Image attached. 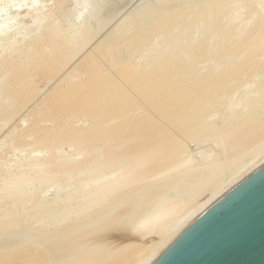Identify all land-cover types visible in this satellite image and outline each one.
I'll return each instance as SVG.
<instances>
[{
  "label": "bare ground",
  "instance_id": "1",
  "mask_svg": "<svg viewBox=\"0 0 264 264\" xmlns=\"http://www.w3.org/2000/svg\"><path fill=\"white\" fill-rule=\"evenodd\" d=\"M181 1L158 0L156 16L150 22L142 17L129 23L125 31L130 37L115 40L109 49H135L129 54L133 59L141 44L172 35L184 24L203 27L204 42L193 57L185 52L169 57L158 54L151 59L159 63L147 64L142 71L118 64L113 73L119 74L118 80L105 76L101 63L92 62L88 83L76 84L74 70L72 77L63 78L62 87L42 101L31 124L13 133L7 145L17 149L26 144L45 150L46 156H32L1 180L0 192L11 202L3 211L0 208V264H152L196 217L264 162V152L252 159L250 155L233 170L264 142V98L260 93L258 100L254 98L258 91L251 94L255 105L252 101L245 110L237 111L234 96L228 99V114L222 122L232 128L222 141H214L217 152L198 160L185 152L176 160L160 162L170 151L173 135L153 126V117L143 120L148 112L142 107L151 108L150 115H159L177 128H181L176 125L179 120L188 125L203 119L210 122L214 115H205L204 107L222 105L225 96L255 76V60L264 48L255 49L259 42L264 45V26L257 22L251 27L236 15L248 9L252 20L264 18L254 11L256 1L175 6ZM64 49L65 44L46 32L29 44L26 51L34 53L32 58L23 51L17 60L1 58L0 69L12 65L4 73L6 88L10 93L23 92L34 66L48 67V78L53 76L63 65L59 58ZM179 57L192 69L195 63L209 65L212 75L199 72L192 78L186 71L179 81L169 83L161 69L167 60ZM178 69L173 73L181 75ZM129 92L143 97L141 106L136 107ZM11 108L7 103V109ZM227 146L228 151L219 156ZM63 147L75 156L57 155ZM54 186L60 191L51 200L38 194ZM134 212L135 219L127 220ZM112 235L125 238H109Z\"/></svg>",
  "mask_w": 264,
  "mask_h": 264
},
{
  "label": "rangeland",
  "instance_id": "2",
  "mask_svg": "<svg viewBox=\"0 0 264 264\" xmlns=\"http://www.w3.org/2000/svg\"><path fill=\"white\" fill-rule=\"evenodd\" d=\"M213 1L215 2L216 0H184L176 3L175 6H195L203 4L201 2L209 4L211 2L214 3ZM228 1L232 2L235 0ZM245 1H256L255 9L253 7L254 11H257V14H264V0ZM157 2L158 0H63L61 3H58L56 0H0V59L10 58L17 60L20 57V51L28 52V59L32 58L34 53L26 51L29 44L36 35L46 32L54 35L59 40V43L65 44V49L59 58V63H63L60 71L58 70L53 76L49 75L50 77L48 78L47 75L50 73L48 67L45 69H40L41 67L37 68V66L31 67V83L29 82V85L23 92L19 90L16 93H10V90L6 88L4 73L12 65L7 63L0 69V183L4 177L16 171L20 165L26 164L32 156L33 158H43L46 156L45 150L31 148L28 144V146L23 144L17 149L7 144L14 132L21 131L31 124L42 101L47 99L56 89L62 87L66 83V81L63 82V78L65 79L68 76L69 79L72 77L74 70H77L75 76L76 84L88 83L90 81L92 77L90 72L92 62L101 63V69L104 71L105 76L112 75L118 80L117 76L119 74L113 75L116 72L115 68L117 69L118 64L123 65L122 67L131 64L137 70L142 71L147 64L156 65L159 63L151 59L158 54L169 57L180 52H185L193 57L194 52L202 47V43L204 42L203 27L192 28L191 25L185 27L183 24L172 35H168L156 42L153 38V41L151 39L149 43L144 42L141 44L139 46V49L141 48L140 52L133 59H129V54L135 49H130V47H125L120 52H111L109 48L115 40L123 39L122 37L124 36L126 38L130 37L129 31H125L129 23L136 22L138 19L140 21L142 17L143 19H147V22H150L156 16L157 9L159 8L158 5L156 6ZM146 10L149 12H144ZM144 13H147V16H143ZM236 15L240 16L244 24H246L245 22H248L249 25L252 24L250 25L251 27L257 22H260V27L264 26V18L256 17L253 21L252 14L248 9L240 10ZM182 20L184 21L185 19L182 18ZM188 20L191 21V18H188ZM185 22L187 21L185 20ZM238 22H233L232 25L234 26ZM258 44L255 46V49L256 47L258 49L264 47L263 43L259 42ZM260 51H263L262 54L256 60L253 59L257 62L256 70L258 69L257 71L255 70L257 72L255 76L253 73V78L250 76L251 79H246L248 81L246 82L245 80V83L239 86L233 94L225 96L222 105L220 103L213 108V106L207 104L204 107L206 108L205 115H214L210 122H205L203 119L201 120L202 123L191 122L188 125L182 124L183 121L180 122L179 120L176 125L181 127V129L168 123L159 115H150L151 108L148 107L149 109H146L142 107L148 112V116H142L143 120L153 117V121H151L153 126L156 125L163 131L165 130L167 134L174 136L170 137L169 140V153L166 157H161L160 162L165 164L173 158L176 160L185 152L198 160V158H203L211 152L218 150V147L214 145V141H222L225 131L231 127L223 125L222 122V116L224 117L228 114L225 105L227 106L230 97L234 96L237 111L240 109L245 110V108H248L253 103L255 105V102L259 99V93L261 98H264V48ZM184 62L185 60H182L181 57L167 60L161 72L164 73L163 75H167L169 83L179 81L182 78V74L186 73V71H189L192 78L199 72L203 76L212 75V69L209 65L197 66L195 63L192 69ZM187 62L189 61L187 60ZM182 63L183 68L181 69ZM175 68L181 69H178L181 75L173 73ZM15 83V81H11V84ZM255 91H258V98L255 97ZM254 93V98L257 100L253 101L254 98L252 96L253 99H251V94L253 95ZM129 94L131 93L129 92ZM133 98L136 107L142 105L140 102L142 100L139 99L143 98L141 95L133 96ZM248 101L251 102L249 105H246ZM262 102L263 100L260 101V104ZM7 103L12 105L11 109H7ZM235 120L237 118L231 121ZM48 124L43 123V126H48ZM81 125L82 123H79L80 127ZM177 145L179 148L176 150ZM228 149L229 146L224 147L221 152L218 151L221 153L219 156H224L223 152L226 153ZM263 152L264 142L255 146L254 149L252 148L251 153L248 152L247 157H242L233 166V170L235 171L240 164L245 163L246 159L248 161V156L251 157L250 155H253L252 159L253 157L262 155L261 153ZM57 155L61 157H73L75 156V152L69 147H63ZM58 191H60L59 187L58 189L56 186L53 188L46 187L38 194H41L44 200L46 197L47 201H49ZM3 197L0 192V208H2V211L3 208L10 206L11 202L9 198L4 199ZM21 212L24 213V208H20ZM135 214L134 212L130 217L128 216L129 218L126 217L127 220L131 219L132 221L133 217L135 219Z\"/></svg>",
  "mask_w": 264,
  "mask_h": 264
},
{
  "label": "water",
  "instance_id": "3",
  "mask_svg": "<svg viewBox=\"0 0 264 264\" xmlns=\"http://www.w3.org/2000/svg\"><path fill=\"white\" fill-rule=\"evenodd\" d=\"M152 264H264V162L196 217Z\"/></svg>",
  "mask_w": 264,
  "mask_h": 264
}]
</instances>
